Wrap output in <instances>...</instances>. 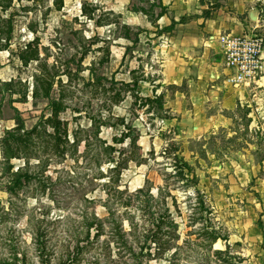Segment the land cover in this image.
<instances>
[{"label":"rangeland","instance_id":"obj_1","mask_svg":"<svg viewBox=\"0 0 264 264\" xmlns=\"http://www.w3.org/2000/svg\"><path fill=\"white\" fill-rule=\"evenodd\" d=\"M254 29L264 0H0V264H264V86L188 44Z\"/></svg>","mask_w":264,"mask_h":264},{"label":"built area","instance_id":"obj_2","mask_svg":"<svg viewBox=\"0 0 264 264\" xmlns=\"http://www.w3.org/2000/svg\"><path fill=\"white\" fill-rule=\"evenodd\" d=\"M221 45L226 67L231 70L228 81L235 87L251 89L264 86V34L251 32L223 33Z\"/></svg>","mask_w":264,"mask_h":264},{"label":"trees","instance_id":"obj_3","mask_svg":"<svg viewBox=\"0 0 264 264\" xmlns=\"http://www.w3.org/2000/svg\"><path fill=\"white\" fill-rule=\"evenodd\" d=\"M163 14H164V12H162L161 14H160V16H163ZM182 23H185V19L184 18H182L180 21H177V20H173L172 21V24L170 25V26H168L167 28L168 29H173V28H175V26L176 25H178V24H182ZM11 86H13V84H5V87H6V91H8L9 93H10V96L12 97L14 94H16L17 92L16 91H13L10 87ZM0 89H1V87H0ZM35 96H38V95H36V93H35ZM46 96L48 97V98H50V93H49V91L46 93ZM24 99H26L27 98V94L26 93H24L23 94V96H22ZM4 99H5V95H3L2 96V98L0 99V119H1V112H2V107H3V101H4ZM160 99L161 98H157L156 100L158 101V103H159V101H160ZM18 100V99H17ZM10 101L12 102L13 101V99L11 98L10 99ZM53 102V100L51 99V103ZM15 111H16V117L14 118L15 120H16V123H17V127L16 128H14V129H12V130H9V131H7V138H5V145H6V148L7 149H5L4 150V152H5V154L6 155H8L9 157H13V156H15V151H14V149H12L13 147L11 146V144L12 143H24V138L22 137V134H20V131H23L24 130V119H23V117L21 116L22 115V113L19 111V109H17V108H15ZM31 132H29L28 134H30ZM27 177V179H29V180H31L32 179V177L31 176H26ZM163 218H165V215H163V216H160V219L162 220ZM164 220V219H163ZM161 223H163V224H169V225H172V222L171 221H168V222H166V219L162 222L161 221ZM161 223H159L158 224V230L160 231L161 229H160V227H161ZM158 231V233L157 232H154L153 234H151L150 235V239H151V241L152 242H155L157 245H158V243L160 242V238H161V236H160V232ZM17 258V257H16ZM8 264H10V263H8Z\"/></svg>","mask_w":264,"mask_h":264},{"label":"crops","instance_id":"obj_4","mask_svg":"<svg viewBox=\"0 0 264 264\" xmlns=\"http://www.w3.org/2000/svg\"><path fill=\"white\" fill-rule=\"evenodd\" d=\"M189 37H191L189 39V42H188V44L190 45V48L192 50L191 53H190V56H192L191 57V62H194V60H195V62H196L195 64L197 66L202 67L205 70V72H207V71L210 72L211 71L210 75L213 76V73H214L213 72V67H216V66L219 65L218 59L216 57V54L217 53L220 54V52L223 54L221 45L217 41L218 48H216V49H218V50H216V49H212L211 47L207 46V45H209V43L204 45V41L200 38V36H198V34L191 35ZM214 39H217V35H216V37H214ZM200 47H203L204 50H200L199 49ZM224 71H225L224 74L222 73L223 77L228 76V75H229L228 77H230L231 70L224 69ZM231 88L234 89L233 90V91H235L234 94H238L239 90L242 89V88L239 89L238 87H231ZM232 96L233 95H231L230 97L232 98ZM238 98H239V96H238Z\"/></svg>","mask_w":264,"mask_h":264},{"label":"water","instance_id":"obj_5","mask_svg":"<svg viewBox=\"0 0 264 264\" xmlns=\"http://www.w3.org/2000/svg\"><path fill=\"white\" fill-rule=\"evenodd\" d=\"M252 18H253V19H256L253 15H252Z\"/></svg>","mask_w":264,"mask_h":264}]
</instances>
